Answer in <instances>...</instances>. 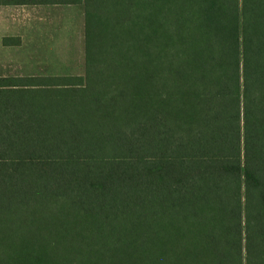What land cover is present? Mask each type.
I'll return each instance as SVG.
<instances>
[{"label":"trees","instance_id":"obj_1","mask_svg":"<svg viewBox=\"0 0 264 264\" xmlns=\"http://www.w3.org/2000/svg\"><path fill=\"white\" fill-rule=\"evenodd\" d=\"M40 2L84 68L0 76V264H264V0Z\"/></svg>","mask_w":264,"mask_h":264},{"label":"rangeland","instance_id":"obj_2","mask_svg":"<svg viewBox=\"0 0 264 264\" xmlns=\"http://www.w3.org/2000/svg\"><path fill=\"white\" fill-rule=\"evenodd\" d=\"M45 17L35 43H45L47 52H0V76L17 75H62L80 74L84 68L81 42L82 8L79 6H41L20 9V32L23 40L12 38L3 44H25L27 39V17ZM58 21L60 24L55 25ZM43 28L47 29L46 32ZM58 28V33L55 29ZM43 40V41H42ZM31 43V42H30ZM26 50V48H25Z\"/></svg>","mask_w":264,"mask_h":264},{"label":"crops","instance_id":"obj_3","mask_svg":"<svg viewBox=\"0 0 264 264\" xmlns=\"http://www.w3.org/2000/svg\"><path fill=\"white\" fill-rule=\"evenodd\" d=\"M41 6H79L82 8V24H80L81 29V42L84 52V5L83 3H49L40 2V0L29 1L28 3L21 4L20 0H0V52H47L48 47L45 43H40L36 45L35 38L41 30L37 27V24L43 26L45 17H27V39L28 46L25 44H3L5 40H10L12 38H20L23 40L20 32V9L21 8H34ZM55 25H59L58 21L54 22ZM43 31L47 34V29L43 28ZM58 33V28L55 29ZM43 41V40H42ZM26 48V50H25ZM3 76V75H2Z\"/></svg>","mask_w":264,"mask_h":264}]
</instances>
